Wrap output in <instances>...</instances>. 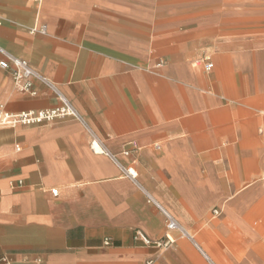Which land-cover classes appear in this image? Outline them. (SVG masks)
Listing matches in <instances>:
<instances>
[{"label":"crops","instance_id":"crops-1","mask_svg":"<svg viewBox=\"0 0 264 264\" xmlns=\"http://www.w3.org/2000/svg\"><path fill=\"white\" fill-rule=\"evenodd\" d=\"M0 46L82 119L0 127V255L264 264V0H0ZM33 87L17 91L0 69L7 111L59 105ZM155 203L199 249L176 232L164 249L134 238H164Z\"/></svg>","mask_w":264,"mask_h":264},{"label":"built area","instance_id":"built-area-1","mask_svg":"<svg viewBox=\"0 0 264 264\" xmlns=\"http://www.w3.org/2000/svg\"><path fill=\"white\" fill-rule=\"evenodd\" d=\"M32 1L38 3L42 0ZM36 30L44 31V26L33 29V31ZM0 53L3 56V58L0 60V69L9 70L11 72L12 86L17 91L21 93H28L34 96L36 95V91L33 87V83L34 81H38L39 83L47 86L52 91L59 104L57 107L53 108H40V110L29 109L23 110L22 112L12 113L7 111L5 105L0 103V127H14L18 125H41L52 123L53 121L61 118H72L80 121L82 120L73 104L67 99V97L63 94L59 87L56 86L54 82H52L46 75H44L40 71H37L36 69H33L26 60L12 55L1 46ZM212 65L213 64L211 63H205V67L207 69H210ZM93 148L96 151L107 153V151H105V149L102 146H99L96 142L94 143ZM16 149L19 150V147L16 146ZM123 153L124 155H128L129 152L124 151ZM109 156H111V158L119 165L120 172L124 176L134 181L137 179L138 173L136 172L132 164L128 166L122 165L119 163L116 156L111 154H109ZM51 193H53L54 195L58 194L56 190H51ZM156 206L162 211L165 217L167 233L165 234L164 238L149 239L142 230L137 229L134 236L135 239L139 240L144 245L153 246L157 249H164L168 248L172 244L174 240L172 233L176 232L178 236L188 238L193 242L194 236L188 228H185L183 225H181L170 213H167L158 204H156ZM214 213H216V211H214ZM103 244L109 245L110 239L105 238L103 240ZM0 264H12L10 255H0ZM148 264H151V261Z\"/></svg>","mask_w":264,"mask_h":264}]
</instances>
